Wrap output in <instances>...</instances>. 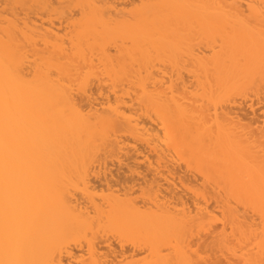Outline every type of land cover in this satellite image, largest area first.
<instances>
[{"label": "bare ground", "instance_id": "bare-ground-1", "mask_svg": "<svg viewBox=\"0 0 264 264\" xmlns=\"http://www.w3.org/2000/svg\"><path fill=\"white\" fill-rule=\"evenodd\" d=\"M1 2L0 264H65L85 232L98 264L101 229L147 249L134 264H264V118L235 104L264 87V0ZM169 159L196 174L190 198L168 187ZM116 160L155 171L122 179L145 184L143 208L133 187L115 194ZM202 233L210 257L190 248Z\"/></svg>", "mask_w": 264, "mask_h": 264}, {"label": "rangeland", "instance_id": "rangeland-1", "mask_svg": "<svg viewBox=\"0 0 264 264\" xmlns=\"http://www.w3.org/2000/svg\"><path fill=\"white\" fill-rule=\"evenodd\" d=\"M124 1H125V0H124ZM126 1H127V0H126ZM1 4H2V2L0 3V6L3 5V4H2V5H1ZM71 11H72V10H71ZM31 13H32V12H31ZM33 14H35V13H33ZM33 14H31V17H30V13H29V17H30L31 19H32V18H35V17L39 18L38 15L35 14V16H34ZM57 20H58V19H57ZM57 20H56V21H57ZM57 22H58V21H57ZM56 25H57V24H56ZM56 25H55V27L58 28V26H56ZM58 25H59V24H58ZM59 27H61V26L59 25ZM93 88H95V87H93ZM93 88H92V89H93ZM260 88H261V87H260ZM263 88H264V87L262 86V88L260 89V93H258V95H257L255 92H250V93L248 92L247 94H245V98H247V99H242V100H245V101H246V100H248V98H249V101L251 100V103H254V104H253L254 107H252V105H251V103H250L249 101H246L247 103L249 102V103L247 104L246 102H243V101H242L240 98H238V97H237V101H235V102H236L235 104L239 105L240 107H242V108L244 109V110L242 109L243 111L241 110L240 112H241L242 114L244 113V115H246V116L241 115L240 117L243 116V119H244L247 123H248V120H246L244 117H247V118L249 119L250 123H251V121H254L255 118H256L257 120L260 119L261 121H262L263 118H264V117H263V115H264V111H262V110H264V108H263V107H264V105H263V104H264V97H263V95H264V90H263ZM93 91H94V89H93ZM262 91H263V95L261 94ZM253 93H254V96H252ZM248 94H251V96L248 97V96H247ZM260 94H261V96H260ZM246 96H247V97H246ZM257 96H258V97H257ZM250 97H251V98L253 97L254 99H253V98L251 99ZM243 98H244V97H243ZM259 98H261L262 101H261ZM239 99H240V100H239ZM235 100H236V99H235ZM238 101H240V102L242 101L241 103L244 104V105H241V103L239 104ZM255 102H256V103H255ZM260 102H262V103H260ZM245 103H246L247 105H246ZM257 104H259V105H257ZM237 105H236V106H237ZM250 105H251V107H250ZM259 106H260V107H259ZM250 108H253V110L256 108V109L254 110V113H255V111H256V114H255V115H254L253 113H251V111H253V110H251ZM262 108H263V109H262ZM249 109H250V110H249ZM260 109H262V110H260ZM238 110H239V109H238ZM235 111H236V110H235ZM238 112H239V111H238ZM247 112H248V113L250 112V113L253 114L254 116L251 115V116H252V117H251V116H250V113L247 115ZM257 112H258V114H257ZM259 112H260V113H259ZM236 113H237V112H236ZM259 114H260V115H259ZM238 115H239V113H238ZM255 116H256V117H255ZM238 117H239V116H238ZM240 117H239V118H240ZM258 117H259V118H258ZM260 117H261V118H260ZM253 118H254V119H253ZM243 119H242V120H243ZM251 119H252V120H251ZM256 119H255V120H256ZM260 120H259V121H260ZM245 121H243L244 124L246 123ZM241 122H242V121H241ZM258 123H259V126H258ZM258 123L256 122L257 125H255L254 128H255V127H260V126H261V128L264 129V121H263V122H258ZM260 124H263V125H260ZM252 127H253V126H252ZM147 153H148V152H147ZM149 153H150V154H149ZM149 153H148V156L153 157V158L156 159V156H154L155 154H153V153H151V152H149ZM151 154H152L153 156H152ZM148 156H147V157H148ZM150 157H148L147 159H148V160L151 159ZM120 159H121V160H120ZM122 159L125 160V158H122V157H121V158H119V161H120V162H122V161L124 162V160H122ZM155 159H152V161H154ZM166 159H167V158H166ZM126 160H127V159H126ZM139 160H140V159H139ZM169 160H171V159H169ZM116 161H118V160H116ZM119 161H118L115 165L109 163L110 165L115 166V167L111 166V168L113 167V168L111 169V172H112V173L110 172V174H111L110 176L113 175L112 179L110 178V176H108V175H109L108 172L110 171V168H109V171H108V172H107L108 169L105 170V171L107 172V176L110 178V182H112V184L109 182V185L111 184L112 186H115V184L113 185L114 180H117V185L119 184L118 182H121V183H120V185H121V184H122V181H124V180H122V179H125V178H123V177H124V174H125L126 178H127L129 181H130V180L132 181V179H136V180H139V179H140V180H142V179H141L140 177H138V176L141 175V173H140L139 171L144 172L145 170H147L146 168H145V170H144V168H143V167H145V166L148 167L147 164H146L145 166H143V163H145V161H142V160L140 161L141 164H142V165L140 164V165H141L140 167H139V165H138V163H137V165H138L137 167H139V168H137V167L135 166L136 164H134V165L130 164V165H131V169H127L124 165H123L122 167H120L119 165H122V163L120 164ZM129 161H132V162H133V161H135V160L132 159V160H129ZM129 161H127V162H128V166H129V163H131V162H129ZM136 161H138V160H136ZM149 161H150V160H149ZM152 161H150V162H152ZM164 161H165V160H164ZM164 161L161 162L163 165H162L161 163H160V164H161V167H162V168H163V167H167V168H165V169H167V170H165V171H164V170H160V168L158 167V171L160 170L159 172L161 173V174L159 173V177H158V179H160V178L163 179V176H165L164 173L166 172V173H165L166 176H168V175L170 174V175L168 176V179H169V178L171 179V180H168V182L170 181V183H167V184H168V185H169V184H172V183L175 184V185L172 186V190H174V187H175V192H177V193H179V194L181 195V191H185V188H186V189H187L186 191L190 193L191 190H189V189L191 188V186H192V188L194 189L195 187H194L193 185H195V183L192 182L193 184L190 183V185H188L189 183H188L186 180H187V177H189L190 175L193 177V175L196 176V174H193V175H192V174H189V176H188V173L186 172V173H187V177H186L185 174H184V173H185V170H184V171H180V170H183V169H181V168H183V167H182V165H179V164H180L179 162H176V161H175V162H176V163H175L174 160H171V161L175 164V165H174L171 161H170V162H166V163H165ZM166 161H167V160H166ZM140 162H139V163H140ZM147 162H148V161H147ZM154 162L156 163L157 160L154 161ZM118 163H119V164H118ZM133 163H134V162H133ZM152 163H153V162H152ZM168 163H169L170 165H168ZM125 164H126V163H125ZM164 164H165V166H164ZM166 164H167V166H166ZM110 165H108L107 167H109ZM116 165H117V166H116ZM171 165H172V166H171ZM177 165H178V166H177ZM118 166H119V167H118ZM155 166H156V165H155ZM169 166H170V167H169ZM132 167H134L133 169H135V167H136L137 169H139V171H137V169H135L137 172L134 171V170H132ZM123 168H124V169H123ZM128 168H129V167H128ZM162 168H161V169H162ZM172 168H173V169H172ZM118 169H120V170H118ZM142 169H143V170H142ZM163 169H164V168H163ZM178 169H179V170H178ZM127 170H129V171H130V170L133 171L132 174H133L136 178H132V179H130L131 176H132V177H134V176H133L132 174H130L131 171L129 172V171H127ZM150 170H151V169H150ZM172 170H173V171H172ZM148 171H149V169H148L147 171H145V172H148ZM161 171H162V172L164 171L163 175H162V172H161ZM170 171H171L172 173H171ZM106 172H105V174H103V173H101V174H103V176H104V175H106ZM128 172H129V173H128ZM176 172H177V173H176ZM183 172H184V173H183ZM150 173H153V174H154L155 171H152V172H150ZM150 173L148 172V173H144V174L142 173V174H143V175H145V174L148 175V180L151 181L152 179H150V178L152 177V175H151ZM167 173H168V174H167ZM101 174H100V175H101ZM137 174H140V175L136 176ZM174 174H175V175H174ZM177 174H178V175H177ZM157 175H158V174H156V177H157ZM160 175H161V176H160ZM179 175H180V176H179ZM150 176H151V177H150ZM166 176L164 177L165 179H163V180H158V181H157V182L160 181V183H159V184L161 185L160 188L164 189L165 191L168 190V187L171 188L170 185L168 186L166 183H164V182L167 181ZM108 177H107V178H108ZM143 177H144V176H143ZM149 177H150V178H149ZM154 177H155V175L153 176V178H154ZM174 177H175V178H174ZM176 177H177V178H176ZM184 177H185L186 179H185ZM192 177H190V178H192ZM103 178H104V177H101V176H100V178H96V179H97V182H96L95 179L93 180V182H95V185H92V186H95V187L97 186V189H96V188H95V189H96V191H98L99 193H100V190H101V193H100L101 196H99V197H97V198L94 197V200H97L96 203H97L98 200H99V202L97 203V205H103L101 201L105 199L104 197H107L108 195H110V194L112 193V192L110 193V189H112V186H111V188H110V187H107L108 185H107L106 183H104L103 181H100V180H103ZM109 178H108V179H109ZM138 178H139V179H138ZM98 180L101 182V184L99 183ZM111 180H112V181H111ZM119 180H121V181H119ZM140 180H139V181H140ZM145 180L147 181V178H146ZM154 180H155V178H154ZM164 180H165V181H164ZM173 180H175V181H173ZM176 180H177V183H176ZM139 181H137V182H135V181H134V182H126V184L128 183L129 185H131L130 187H129V185L124 184V183H125V182H124L121 186H119V185L117 186V185H116V187H113V190L115 191V194H116V192H117V190H118L119 193H120V195H121V193L123 192V190L128 192L129 190H131L130 188L133 187L132 190H131L132 192L129 191L128 193H129V195L134 196V197H132L133 200H132V199H131V200L134 201V202H136L137 205H139L138 203L144 201V200H142L143 196L141 197V195L144 193L143 191H145V190H143L145 184H143L142 182H140V183H141V184H140ZM155 181H156V180H155ZM161 181H162V183H161ZM163 181H164V182H163ZM171 181H173V182H171ZM115 182H116V181H115ZM151 182H152V181H151ZM181 182H182V184L184 183V184L188 185V187H190V188L188 189V187H183L184 190L181 189L182 187H181V188L179 187V186H181V184H180ZM96 183H97V184H96ZM138 183H139V185H141V186H140L141 188H142V186L144 185V186H143V189H142L143 191L141 190V188H138V187H139V186H138ZM149 183H150V182H149ZM149 183H147L146 185L150 188ZM187 183H188V184H187ZM198 183H200V182H198ZM198 183H197V184H198ZM93 184H94V183H93ZM102 184H105V185H107V186H104V185H103V186H104V187H103ZM156 184H157V183H156ZM156 184H155V185H156ZM179 184H180V185H179ZM191 184H192V185H191ZM98 185H99V186H98ZM125 185L128 186V187H126ZM153 185H154V184H153ZM153 185H152V187L155 186V185H154V186H153ZM177 185H178V187H177ZM100 186H101V189H100ZM163 186H164V188H163ZM167 186H168V187H167ZM195 186H196V185H195ZM98 187H99V188H98ZM134 187H135V190H133ZM145 187H146V186H145ZM107 188L109 189V191H108V190H105V189H107ZM118 188H120V189H118ZM121 188H123V189H121ZM128 188H129V189H128ZM149 188H148V189H149ZM166 188H167V190H166ZM170 188H169V189H170ZM176 188H177V189H176ZM192 188H191V189H192ZM127 189H128V190H127ZM137 189H138V190H137ZM139 189H140L141 193L139 192ZM162 189H161V190H162ZM178 189H180V192H179ZM164 190H162L163 193L165 192ZM170 190H171V189H170ZM188 190H189V191H188ZM72 191H73V190H72ZM107 191H108V192H107ZM111 191H112V190H111ZM136 191H137V193H136ZM168 191H169V190H168ZM186 191H185L184 193L182 192V196H183V197L190 198V197H189V196H190L189 193H187ZM104 192L109 193V194H106V193L104 194ZM145 192H146V191H145ZM96 193H97V192H96ZM99 193H98V195H99ZM102 193H103L104 195H102ZM130 193H131V194H130ZM132 193H133V194H132ZM70 194H71V193H70ZM76 194L78 195V193H75V195H76ZM112 194H113V193H112ZM183 194H184V195H183ZM187 194H188V196H186ZM190 194H191V193H190ZM77 195H76V198H77V197L79 198V197L81 196V195H80V196H79V195L77 196ZM96 195H97V194H96ZM105 195H107V196H105ZM122 195H123V194H122ZM122 195H121L120 197H123ZM124 195H125V194H124ZM127 195H128V194H127ZM127 195H126V196H127ZM137 195H138V197H137ZM139 195H140V196H139ZM70 196L72 197V195H70ZM110 196H111V195H110ZM112 196H113V195H112ZM116 196H119V195L117 194ZM71 197H69V198L71 199ZM73 197H74V196H73ZM81 197H82V196H81ZM81 197H80V198H81ZM100 197H101V198L103 197V198L101 199ZM108 197H109V196H108ZM114 197H115V196H114ZM120 197H119V198H120ZM124 197H125V196H124ZM130 197H131V196H130ZM76 198H74V199H76ZM78 198H77V199H78ZM80 198H79V201H80V202H83L82 200H83V198H85V197H83L82 200H81ZM95 198H96V199H95ZM117 198H118V197H117ZM128 198H129V197H128ZM135 198H136V199H135ZM187 198H186V199H187ZM77 199H76V200H77ZM126 199H127V198H126ZM134 199H135V200H134ZM140 199H141V200H140ZM72 200H73V199H72ZM92 200H93V199H92ZM122 200H123V199H122ZM136 200H137V201H136ZM184 200H185V199H184ZM77 201H78V200H77ZM105 201H106V200H105ZM138 201H139V202H138ZM93 202H94V201H93ZM137 202H138V203H137ZM189 202H190V201H189ZM189 202H188V206H190ZM86 203H87V204H86ZM91 203H92V202H91ZM91 203H90V206H91V207H90L89 211H92V205H91ZM96 203H95V204H96ZM99 203H100V204H99ZM142 203H143V202H142ZM142 203H140L139 206H142V208H143ZM80 204H81V203H80ZM84 204H85V206L88 205V207H89V203H88L87 199H85V202L83 203V205H84ZM81 206H82V205H81ZM104 206L106 207V203H105ZM135 206H136V205H135ZM82 207H83V206H82ZM88 207H87V209H88ZM142 208L140 207L139 209H142ZM239 208H240V206H239ZM240 210H241V208H240ZM243 210H245L244 213L242 212L243 215L246 213L247 216H252L251 213H250V215L247 213V212H249L247 209H242V211H243ZM240 214H241V212H240ZM91 216H94V214L91 215ZM123 224H124V223H123ZM120 225H121V224H120ZM122 226H123V225H122ZM122 226H121V227H122ZM125 226H126V225H125ZM127 227H129V226H127ZM93 228H94V226H93ZM94 229H95V228H94ZM94 229H93V231H94ZM119 229H120V228H119ZM119 229H118V231H121V230H119ZM101 230H102V229H101ZM101 230H100V233H101ZM126 230H128V228H127ZM98 231H99V230H98ZM118 231H117V232H118ZM87 232H90V234L88 233L89 237H91L92 235L96 236V238L99 237V238H97V239L94 237L95 241L98 242V243H96V248H95L97 254L94 252V253L97 255L96 258H95L94 253L92 254V255H93V258H94L95 260L97 259V260L99 261L98 264H101L100 261H101L102 263H104V261L106 260V258L108 259V260H106V261H108L109 264H115V263L117 264L118 262H120V264H126L127 262L129 263V261L131 262L132 260H133V261H136V262H137V261L139 262V260H140V262H141V259H144L143 256H144V255H147V254H146V250H147V249H145L144 247H142V246L140 245V246L142 247V248H141V247L139 246V244L136 245L137 243H136L135 241H134V242H131V240H130L129 238H127L126 236H125V237H126L127 239L124 237V238H125V241H124L123 239L121 240V237H122V236H120V237L118 236V237H117L118 234L113 233L114 231H113V232H110V230H109V233H106V232H105V233H102V234H100L99 232H97L96 235H95V234H92V235H91V232H92V231H87ZM132 232H133V231H132ZM132 232H131V233H132ZM85 233H86V232H85ZM85 233L83 234V238H87V236L84 237V236H85ZM92 233H94V232H92ZM95 233H96V232H95ZM98 233H99V234H98ZM111 233H112V234H111ZM104 234H106V236H105ZM115 234H116V235H115ZM119 234L122 235L123 233H122V234L119 233ZM203 234H205V236H204ZM86 235H87V233H86ZM90 235H91V236H90ZM97 235H98V236H97ZM131 235H132V234H131ZM135 235H136V234H135ZM140 235H141V234H140ZM207 235L211 236L210 233H202V234H200V236H202L201 238H200L199 235H196V237H195V236L191 237V238H190L191 241L189 240L188 242H189L190 244H191V242H192V245L189 244V245H190V248H192V247H193L192 249L195 248L194 250H196V252H198L199 254H200V253H204L202 256H208V257H210L209 255H207L208 253L206 252V249H205V251H204V247H205L204 244H207V243H206V240H210V239H208V236H207ZM123 236H124V234H123ZM133 236H134V235H133ZM206 236H207V237H206ZM142 237H143V236H141V239H143ZM194 237H195V238H194ZM203 237H204L205 239H204ZM83 238H81L82 240H80V241L78 240L79 242H78L77 244H74L73 247H71V245H73V244L70 245V247L72 248V251H71V249H69V248H68V250H70V252H71L72 255H74V256L72 257V255H70L72 260L69 259L70 256H67V257H69V258H66L68 262H67L66 259H65L66 256H65L64 258L62 257V258L66 261V262H65V261H62L63 263L65 262V264H67V263H68V264H81L82 261H83L82 264H88V263H90V262H89V261H90V260H89V252H90V251L87 252V246H88V245H87V246L85 245L86 243H88V239H90V238H87V239H86V242H84L85 244H84L83 242H81V241H84ZM116 238H117V239H116ZM118 238H119V241H118ZM137 238H138V235H137ZM193 238H194V239H193ZM199 238L202 239V241H203V239H204L203 243H202V241H201ZM206 238H207V239H206ZM209 238H210V237H209ZM91 239L93 240V238H91ZM98 239H99V240H98ZM103 239H105V240H103ZM128 239H129L130 241H129ZM131 239H132V238H131ZM134 239H135V236H134ZM134 239H132V240H134ZM139 239H140V238H139ZM196 239L199 240V241H197ZM100 240H101L102 242H101ZM126 240H127V241H126ZM135 240H137V239H135ZM93 241H94V240H93ZM104 241H105V242H104ZM139 241H141V240H139ZM139 241H138V243H140ZM195 241H196V242H195ZM74 242H75V241H74ZM130 242H131V243H130ZM71 243H73V242H71ZM75 243H76V242H75ZM82 243H83V244H82ZM100 243H101V244H100ZM103 243H104V244H103ZM125 243H126V244H125ZM132 243H135V246L140 247V249L138 248V250H137V247L133 248L134 245H133ZM193 243H194V244H193ZM199 243H200V244H199ZM80 245L82 246V248L80 247ZM198 245H199V246H198ZM201 245H202V246H201ZM83 246H85V247H83ZM97 246H99V247H97ZM94 247H95V246H94ZM198 248H199V249H198ZM81 249H82V250H81ZM141 249H142V250H141ZM192 249H190V250H192ZM197 249H198L199 251H202V252H199ZM200 249H201V250H200ZM85 250H86V251H85ZM194 250H193V252H195ZM79 251H80V252H79ZM97 251H98L99 253H98ZM85 252H86V253H85ZM189 252H190V253H193V252H191V251H189ZM74 253H75L76 255H75ZM82 253H83V254H82ZM87 253H88V254H87ZM198 253H197V254H198ZM206 253H207V254H206ZM218 253H219V254H218ZM78 254H79L80 256H79ZM102 254H104V255H102ZM143 254H144V255H143ZM216 254H217V255H216V256L214 255L213 257H215L214 260H215V261L218 260V262L213 261V257L211 258L212 260H210V258H208V260H210V261L212 262V263H211V262L209 261L210 264H221L223 258H224L225 256H226V257L229 256V255L226 254V253H222V254H221L220 252H217ZM223 254H224V255H223ZM87 255H88V256H87ZM135 255H136V256H135ZM137 255H138L139 257H137ZM82 256L85 257V258L83 259ZM90 256H91V254H90ZM99 256H100V258H99ZM130 256H131V257H130ZM140 256H141V257H140ZM221 256H223V257H221ZM91 257H92V256H91ZM91 257H90V258H91ZM97 257H98V258H97ZM113 257H115V258H113ZM145 257H146V256H145ZM217 257H218V258H217ZM76 258H77V259H76ZM220 258L222 259V260H221V263L219 262V261H220ZM227 258H228V257H227ZM227 258H225V259L223 260V261H224V262H223L224 264H227V263H231V264H232L233 261H236V260H231V259H233L231 256H229V258H231L229 261H227V260L229 259V258H228V259H227ZM63 259H62V260H63ZM94 259H93V260H94ZM104 259H105V260H104ZM85 260H86V261H85ZM102 260H103V261H102ZM110 260H111V261H110ZM121 260H122V261H121ZM124 260L127 261V262H126V263H123V262H125ZM114 261H115V262H114ZM117 261H118V262H117ZM133 261H132V262H133ZM231 261H232V262H231ZM113 262H114V263H113ZM136 262H135V264H136ZM118 264H119V263H118ZM133 264H134V262H133ZM233 264H234V263H233Z\"/></svg>", "mask_w": 264, "mask_h": 264}]
</instances>
